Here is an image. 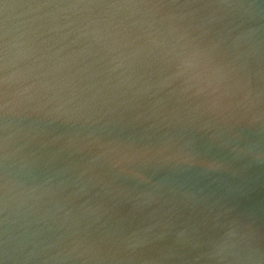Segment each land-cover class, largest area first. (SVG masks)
Instances as JSON below:
<instances>
[{
	"label": "water",
	"instance_id": "obj_1",
	"mask_svg": "<svg viewBox=\"0 0 264 264\" xmlns=\"http://www.w3.org/2000/svg\"><path fill=\"white\" fill-rule=\"evenodd\" d=\"M0 105V264H264V0H0Z\"/></svg>",
	"mask_w": 264,
	"mask_h": 264
},
{
	"label": "clouds",
	"instance_id": "obj_2",
	"mask_svg": "<svg viewBox=\"0 0 264 264\" xmlns=\"http://www.w3.org/2000/svg\"><path fill=\"white\" fill-rule=\"evenodd\" d=\"M184 63H185V67L191 66L190 61H185ZM5 107H7V105ZM6 148H7V145L5 144V149ZM4 160L7 161V151H5ZM237 235L238 234H237L236 231H233L232 233H230V236L231 237H236ZM222 247H225V246H222ZM214 255L219 256V253L218 252L217 253H214ZM219 258L220 259H224L223 256H219Z\"/></svg>",
	"mask_w": 264,
	"mask_h": 264
},
{
	"label": "snow or ice",
	"instance_id": "obj_3",
	"mask_svg": "<svg viewBox=\"0 0 264 264\" xmlns=\"http://www.w3.org/2000/svg\"><path fill=\"white\" fill-rule=\"evenodd\" d=\"M2 108H3V106L0 105V111H2ZM2 148H3V144H2V142H0V149H2Z\"/></svg>",
	"mask_w": 264,
	"mask_h": 264
}]
</instances>
